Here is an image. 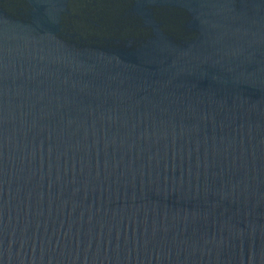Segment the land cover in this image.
<instances>
[{"label":"water","instance_id":"obj_1","mask_svg":"<svg viewBox=\"0 0 264 264\" xmlns=\"http://www.w3.org/2000/svg\"><path fill=\"white\" fill-rule=\"evenodd\" d=\"M94 2L0 0V264H264V0Z\"/></svg>","mask_w":264,"mask_h":264},{"label":"flooded vegetation","instance_id":"obj_2","mask_svg":"<svg viewBox=\"0 0 264 264\" xmlns=\"http://www.w3.org/2000/svg\"><path fill=\"white\" fill-rule=\"evenodd\" d=\"M137 1L140 5L142 0H95L81 10L77 8L83 19L74 23L75 30L71 31L80 35H135V32L142 29L140 24L144 22L136 10ZM172 17L180 19L188 15H183L180 9L172 12L165 8L153 13L154 19L165 22L173 20Z\"/></svg>","mask_w":264,"mask_h":264}]
</instances>
